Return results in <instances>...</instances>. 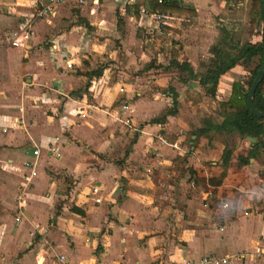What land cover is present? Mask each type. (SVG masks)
<instances>
[{
	"label": "crops",
	"instance_id": "crops-1",
	"mask_svg": "<svg viewBox=\"0 0 264 264\" xmlns=\"http://www.w3.org/2000/svg\"><path fill=\"white\" fill-rule=\"evenodd\" d=\"M41 1L0 0V42ZM101 1L61 6L0 49V264H264V135L201 131L248 74L235 65L214 95L200 83L213 16L242 2L180 0L193 12L146 20L151 0Z\"/></svg>",
	"mask_w": 264,
	"mask_h": 264
},
{
	"label": "trees",
	"instance_id": "trees-1",
	"mask_svg": "<svg viewBox=\"0 0 264 264\" xmlns=\"http://www.w3.org/2000/svg\"><path fill=\"white\" fill-rule=\"evenodd\" d=\"M180 3V0H151V7L152 10L159 13H178L184 15L193 12L189 8L181 6ZM259 21L263 22L262 38L259 41H252L248 38L242 44H234L231 39L228 38L229 32L225 28L223 29L226 38L223 40V43L229 41L228 50L220 46L215 47L213 50L214 58L208 69L200 77L201 84L210 85L206 90L207 94L214 95L220 76L235 65L239 63L248 65L251 59L255 57H258L259 63L254 70H252L249 78L247 77L232 83L229 98L221 104L225 109L222 112V121L215 124L210 119H205L204 122L207 128L201 130L202 132L208 133V131L213 130L215 132H226L239 137L251 136L257 139L261 135H264V117L258 118L252 115L246 103L248 90L262 64L264 51V17L261 0H251L249 12L250 31L253 30ZM227 38L229 40H227ZM191 72L192 71H190V73ZM96 73L97 72H93V74ZM171 93L173 96V103L171 108L167 111L168 114H173L176 111V94L173 91H171ZM253 105L256 109L264 112V77L259 82L253 95ZM258 144L259 142L255 143L254 146ZM229 155L230 150H226L223 153V164L227 163Z\"/></svg>",
	"mask_w": 264,
	"mask_h": 264
},
{
	"label": "built area",
	"instance_id": "built-area-1",
	"mask_svg": "<svg viewBox=\"0 0 264 264\" xmlns=\"http://www.w3.org/2000/svg\"><path fill=\"white\" fill-rule=\"evenodd\" d=\"M87 1H90L94 4H97L99 0H44L39 2V5L34 10L31 17L26 19L24 22H22L19 26H17L14 29L8 30V32L4 35L2 41L0 42V49L8 48V47H24L28 43L31 37L32 32V23L35 19L43 18L50 16L55 13V11L60 8L61 6H65L68 4L73 5H82L85 4ZM136 0H121L122 5L134 3ZM138 12L140 14L141 18H144L146 20H161L163 15L159 12L150 13L147 12V10L144 8L142 4L138 5ZM81 116H84L83 113H79ZM48 151L51 152L54 156H59V152L57 150V147L54 144H51L48 148ZM34 155L39 154L38 148H35L33 150ZM35 163L31 164V176H34L35 174ZM99 192V189L97 186H93L91 188V194L93 195V198L95 202H99V197H96L97 193ZM224 207L227 206V204H223ZM18 220L19 218L16 217ZM252 253L256 256L264 258V246L258 245L254 247ZM243 255H237L235 257L240 258ZM60 260H64V256H59ZM210 261H215L216 263H225L227 261L226 258H223L221 260H216L214 257H208L202 259V262L207 263Z\"/></svg>",
	"mask_w": 264,
	"mask_h": 264
},
{
	"label": "rangeland",
	"instance_id": "rangeland-1",
	"mask_svg": "<svg viewBox=\"0 0 264 264\" xmlns=\"http://www.w3.org/2000/svg\"><path fill=\"white\" fill-rule=\"evenodd\" d=\"M239 2H242V5H240V6H237V5H234V6L226 5L225 7H223L221 9L222 12H219L218 15L213 16L214 19L216 20V29L217 30L220 29V31H219L217 37L215 38L213 44L210 45V47H209L210 51H213L214 48L217 47V46H220V47L228 50L229 41H226V43H223V40L226 39L224 31H223V29L225 28V22H227V21H225L226 19H230L231 21H232V19H234V21H233L234 24L238 25V30L236 32H233L232 28L230 29L233 32V37H232L231 41L234 44H242L248 38H250L252 41L261 40L262 33H263V22L262 21H259V23L253 28V30L250 31L249 12H250L251 0H239ZM101 3L102 4H106V3L108 4V1L102 0ZM212 14H213V12H212ZM14 28H15V26L10 28V30L14 29ZM143 32L144 31L140 32V35H141L142 38H143V36H147L146 35L147 33L145 34ZM228 38H227V40H228ZM169 39L172 40V43L175 41V39H172V38H169ZM164 40L165 39H162V41H164ZM171 40H169V41H171ZM114 45L118 46L120 44L118 43V41H116L114 43ZM172 47L174 48V45ZM15 49L18 50L19 48H15ZM15 49H13V50H15ZM172 54H174V51H172ZM207 62L208 61H202L200 63V65H199V67H202ZM258 63H259L258 57H255V58L251 59V61L246 66V68L248 70V74L244 76L245 78H247V77L249 78L250 77V74H251L252 70H254V68L258 65ZM172 67L175 69V67L173 65H172ZM215 106H216V109L214 111H217L218 110L217 105H215ZM220 108H223V106L220 105ZM23 187H21V189H24ZM62 192L63 193H67L64 189H63Z\"/></svg>",
	"mask_w": 264,
	"mask_h": 264
},
{
	"label": "water",
	"instance_id": "water-1",
	"mask_svg": "<svg viewBox=\"0 0 264 264\" xmlns=\"http://www.w3.org/2000/svg\"><path fill=\"white\" fill-rule=\"evenodd\" d=\"M261 4H262V11H263V17H264V0H261ZM264 77V51H263V59H262V64L260 66V68L258 69L252 83L251 86L248 90L247 93V98H246V103L247 106L251 112L252 115L258 117V118H262L264 117V112L260 111L258 109H256L253 105V95L255 93V90L259 84V82L262 80V78ZM248 140L250 141H254L255 139L251 136H247L246 137Z\"/></svg>",
	"mask_w": 264,
	"mask_h": 264
}]
</instances>
